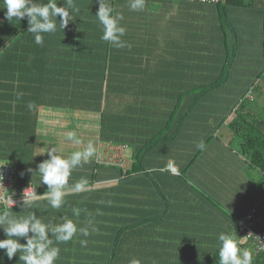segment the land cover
Segmentation results:
<instances>
[{"label": "crops", "instance_id": "crops-1", "mask_svg": "<svg viewBox=\"0 0 264 264\" xmlns=\"http://www.w3.org/2000/svg\"><path fill=\"white\" fill-rule=\"evenodd\" d=\"M91 1L74 0L80 9L74 21L80 23L69 36L82 44V51L69 52L67 27L42 34L44 42L38 45L27 32V24L15 37L20 36L17 43L10 44V50L18 44L23 47L20 55L26 57V70L19 69L22 60L11 52L3 57L9 59V68L8 74L0 72V162L14 169L12 192H19L16 185L26 179L24 175L46 190L39 174L26 170H35L47 158L46 154L33 158L39 147L59 143L67 154L76 150L78 146L65 139L73 131L85 144L89 140L95 144L97 151L90 162L97 165L96 179L79 193L69 189L66 204L59 210L48 206L47 191L37 192L30 182L24 188L34 189L37 206L28 208L21 201L9 210L13 215L34 213L53 225L63 216L79 227L89 219L94 221L98 231H90L87 237L77 234L59 244L56 264H129L134 258L142 264H203L214 244L211 234L217 244L219 234L232 231L234 218L258 200L256 190H250L256 185L242 169L259 170L233 143L226 124L229 119L223 122L227 131L220 137L221 129L209 126L215 115L204 117L193 111L173 137L150 145L148 140L168 121L176 103L174 93L190 91L227 69L237 80L229 88L223 85L213 91L223 95L233 89L242 92L257 73L255 87L264 91V0H225L239 45L229 65L224 64L216 10L188 0H145L144 9L138 11L131 10L126 0L119 8L126 46L98 56L96 28L100 23L95 14L99 6ZM82 30L83 35H76ZM55 53L59 55L54 57ZM102 58L106 60L100 69ZM65 62L73 86L62 77L60 87L59 81L40 77L45 68L59 69ZM102 74L106 81H101ZM29 102L35 104L33 110ZM99 109L104 112L102 122ZM220 110V114L225 112L224 107ZM206 134L213 135L186 169ZM139 151L142 155L133 172L134 153ZM90 162L73 170L69 185L82 178L77 172L85 165L88 170ZM74 208L80 210L78 217ZM4 238L0 228V239ZM81 239L88 241L86 247L80 245ZM21 243H25L23 238ZM18 256L11 261L5 257L4 264H23Z\"/></svg>", "mask_w": 264, "mask_h": 264}, {"label": "clouds", "instance_id": "clouds-1", "mask_svg": "<svg viewBox=\"0 0 264 264\" xmlns=\"http://www.w3.org/2000/svg\"><path fill=\"white\" fill-rule=\"evenodd\" d=\"M98 3L95 16L103 26L101 39L115 48L125 47L126 43L122 37L126 28L121 24L122 13L117 11L113 14L114 9L108 0H98ZM3 5L0 9H6L5 17L9 22L13 19L21 21L27 18L29 25L27 32L34 35V41L38 45L44 42L42 34L63 31L80 12L74 0H65L63 6H58L57 0H47V3H40V0H3ZM129 7L133 11L143 10L145 0H129ZM57 17L60 18L59 24ZM28 108L33 110L35 104L29 102ZM65 139L78 146L76 150L67 154L59 143L39 147L33 158L45 154L47 158L43 159L35 170L31 168L26 170L32 175L39 174L42 184L47 185L48 188L46 193L48 206L56 210L66 204L65 196L69 188L79 193L87 185L88 181L83 178L72 185H69V180L73 170L89 163L97 151L93 141L89 140L85 144L73 131L67 132ZM196 147L203 150L205 144L201 141ZM2 179L3 177L0 176V180ZM24 196L25 207L37 206L35 194L31 196L24 194ZM73 213L78 217L80 210L74 208ZM0 228L5 235L4 239H0V250H4V255L0 256V264H4L5 257L11 261L17 254H19L18 261H22L23 264H56L61 252L59 244L67 243L77 234L87 237L90 231H98L92 219H89L85 226L79 227L73 219L63 216L60 222L53 225L43 218H38L34 213L13 215L7 204L0 209ZM236 237L237 234L225 232L219 234V264H252L251 251L242 249L240 244L243 239ZM21 238L25 243H21ZM79 243L82 247H86L88 241L81 239ZM129 264H142V261L134 258Z\"/></svg>", "mask_w": 264, "mask_h": 264}, {"label": "trees", "instance_id": "trees-1", "mask_svg": "<svg viewBox=\"0 0 264 264\" xmlns=\"http://www.w3.org/2000/svg\"><path fill=\"white\" fill-rule=\"evenodd\" d=\"M188 1H190L193 4L200 3V5L203 6H211L214 7V9L216 10L217 12L216 19L214 20L218 29L222 31V39H223L224 54H225L224 64L229 65L232 59L235 58L239 45L236 36V29L229 18V13H228L229 7L225 3V0H219L215 3H202L199 0H188ZM57 2L58 5L60 6H63L65 4L63 0H57ZM125 2L126 0H108V3L114 9L113 14H115V12L117 11L120 12L119 8L121 7L122 3ZM40 3H47V0H40ZM90 3L93 4L94 7L99 6L98 0H92ZM3 6H4L3 0H0V8H2ZM5 12L6 9H0V72L3 74H8L9 59H5L3 57L9 55L10 52L12 53L14 58L22 60V62L18 65L19 69L26 70V64H25L26 57H21L20 55V54L22 55L24 54L22 52L23 47H20V45L18 44L17 46L18 48H14V50L13 49L10 50V44L15 45L17 43L18 39H20V36L18 38L15 37L17 36V34L23 33L25 31V27L28 24V21L27 18L25 17L21 21L13 19L9 22L5 17ZM87 17H90V14H88ZM79 23L80 22L70 21L69 24L67 25L66 33L68 34V36L66 35L67 37L66 44H67V48H70L71 50L69 52H73L75 49L82 51V44L79 45L78 44L79 42H77L74 38L72 39L69 36V35L73 36V34L76 32L74 31L73 26L77 27ZM99 26L100 28H96L98 43L95 45L98 51V56H100V53L102 52L106 54L108 51L117 49L113 47L109 42L101 39V36L103 35V26L101 24H99ZM261 29H262L261 52H262V61H263V66L261 70L263 69L264 71V18L262 19ZM76 35H83V30L82 32H78ZM40 51L41 48L38 49L39 53ZM56 55L59 54L55 53L54 57ZM105 60H106L105 58H102V60L100 61L101 63L100 69H102V67L104 68ZM37 61L39 62V59ZM225 72H226L225 74H220L219 76L212 77L209 81L206 80L204 82L195 84L190 89V91H181L174 93L173 95H174V99L176 100V103L172 108L169 119L168 121H166V124L148 140V145L155 143L159 139H167L173 137L177 133V130L179 129L180 125H182V123L184 124L185 117L190 115L193 111H194L193 113L197 112L204 117L209 115H215V116L221 115V119L219 121H218L219 118L217 117H215L214 119L215 128H218L220 125H222L223 122L226 120V118L229 116V114L234 112L235 116L232 117V119H229L228 122L226 123L228 127V131H230L232 137L238 139V146L241 154H243L246 157V159L251 164V166L257 168L259 172L262 174V181L260 182L261 186L258 191V198L260 199L264 195V119L257 117L251 111V109H249V106L247 105L248 101L254 100V96L253 95L250 96V94L254 89H256L255 83L258 81V77L260 76V73H257L255 77L251 78L250 83H248L244 91L239 92V90L236 91L233 89L231 91H227L223 95L221 93L213 91V89L223 85L225 86L227 85V87L229 88L231 86L229 85V83L231 82L233 84V81L237 80V77H234L233 75L229 74L230 72H228V69L225 70ZM43 73L44 74H41L40 77L43 76L46 80L49 79L51 81L53 80L59 81L60 83L57 82L59 83L58 87L61 86V77L67 80V83L69 85L73 86L71 76H69L68 74L69 72H68V67H66V62L64 63V65L60 66L59 69L54 67L53 69L52 68L50 69V67L45 68ZM105 76L106 75L102 74L101 75L102 80L101 79L100 80L106 81ZM6 78H8V76H6ZM223 98H226L225 102L222 101ZM220 107H224L225 112L223 114H220V112L223 111V110L219 111ZM200 109L203 110L201 111ZM99 118L102 122L104 118V112L101 109H99ZM212 135L213 134L211 135L206 134L205 138L202 140L204 144L207 143V140ZM142 151L134 153L133 170H132L133 172L136 171L137 169L138 161H140L139 155H142ZM200 152L201 149L197 148L196 151L193 153V155L189 158L187 162L188 164L186 165V169L191 164V162L198 156ZM90 163H91V166L89 167L90 170L89 169L87 170L88 165H85L84 167L86 168L83 167L81 168V170L77 172L79 173V175H81L83 179H86L88 181L87 185L92 182L91 180L96 179L95 173H96L97 165L92 162ZM122 174L123 172L121 171V175ZM23 177H26V179L23 181L24 178L21 177L23 182L16 185V189H20L19 192L24 188L26 184L28 185L31 183L33 184L36 183L33 177L29 179H27V176L25 175ZM21 179L18 176V180ZM35 188L37 192H41V190L43 191L48 190V189L46 190L39 189L38 187H36V185ZM16 192L18 191L16 190ZM18 193H14V194H18ZM257 201L258 200L256 199L251 203V205ZM259 203L261 208L260 210H258L254 218V223L257 227V230L264 229V207L262 206L261 201ZM242 217L239 216L234 218V222L232 226L233 230L229 231V233L233 235L237 234V227L240 218ZM210 226L213 229L212 223H210ZM215 231L216 230L212 232ZM117 238H118V234L115 236L114 241ZM215 238L216 237H214V235L211 234V239L213 240L214 244H212V246L210 245V249L207 252V257L203 261L204 262L203 264H219V241L216 244ZM236 238L241 239L240 235L238 234ZM242 239L243 242L240 244V247L242 249L251 251L253 257L252 264H264V251L256 250L254 244L251 243L250 239H247L245 237H243Z\"/></svg>", "mask_w": 264, "mask_h": 264}, {"label": "built area", "instance_id": "built-area-1", "mask_svg": "<svg viewBox=\"0 0 264 264\" xmlns=\"http://www.w3.org/2000/svg\"><path fill=\"white\" fill-rule=\"evenodd\" d=\"M202 3H215L219 0H199ZM0 176L3 177L0 180V209H2L5 204L8 208L18 205L21 201L25 199L26 196H31L35 194L32 187L24 188L20 193L14 194L12 192L13 181H14V169L6 162H0ZM260 201L254 202L247 210L243 217L240 219L237 234L240 238H247L251 240L254 244L256 250L264 251V229L257 230L254 223V218L260 210Z\"/></svg>", "mask_w": 264, "mask_h": 264}, {"label": "rangeland", "instance_id": "rangeland-1", "mask_svg": "<svg viewBox=\"0 0 264 264\" xmlns=\"http://www.w3.org/2000/svg\"><path fill=\"white\" fill-rule=\"evenodd\" d=\"M262 80H264V74L262 75ZM262 89L263 88L258 87L257 89H254L251 92L250 96L253 95L254 96V100L253 101H248L247 105L249 106V109H251V111L257 117H260V118L264 119V91H262ZM219 116H221V115H219ZM234 116H235V113L232 112V113L229 114V116L226 119H232V117H234ZM216 117L218 118V115H216ZM218 120H220V119H218ZM209 126H213V130L215 129L214 123L211 122L209 124ZM225 126L226 125L222 124L220 127H218V129L219 128L221 129L219 132H218V130L216 131V133L218 132V136L219 137L222 134H224V132L227 131L225 129ZM233 140H234L233 143L238 146V139L233 137ZM238 148H239V146H238ZM246 169H247V167L242 169L243 173L250 179V181H252L254 183V185H256V186L250 188V190L252 189V191H253V188H254L256 190V195L258 196V191H259V188L261 186L260 182L262 181V176L260 175V172L257 173V171L254 168H250V169H247V170ZM258 200L260 201L259 198H258ZM261 203H262V206L264 207V197L262 198ZM241 206L242 205L238 206V209H237V211H235V214H237L241 210L240 209ZM226 208L228 209V206ZM245 213H246V211L244 212V214ZM244 214H242V215H244ZM242 215H241V217H242Z\"/></svg>", "mask_w": 264, "mask_h": 264}]
</instances>
